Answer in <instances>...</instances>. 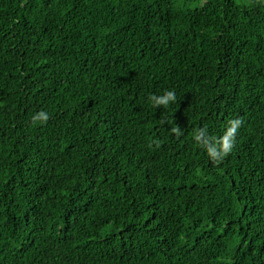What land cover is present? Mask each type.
Segmentation results:
<instances>
[{"label": "trees", "instance_id": "1", "mask_svg": "<svg viewBox=\"0 0 264 264\" xmlns=\"http://www.w3.org/2000/svg\"><path fill=\"white\" fill-rule=\"evenodd\" d=\"M0 264H264V0H0Z\"/></svg>", "mask_w": 264, "mask_h": 264}, {"label": "clouds", "instance_id": "2", "mask_svg": "<svg viewBox=\"0 0 264 264\" xmlns=\"http://www.w3.org/2000/svg\"><path fill=\"white\" fill-rule=\"evenodd\" d=\"M149 100L154 107L162 106L163 108H167L170 103L177 102L176 94L172 90H167L164 92V94L159 96L153 94L149 97ZM49 118V113L41 110L32 117V121L33 123H47ZM166 122H168L166 118L161 119L160 121L161 124H164ZM241 125V118L229 120L226 130L220 137L209 135L207 126H204L202 128H199L195 132L193 138L199 146L203 147L206 150L212 162L219 163L233 150L235 146L236 134ZM170 131L176 136L182 135L181 128L177 124L173 126ZM153 143H155L156 146L159 147V141H153Z\"/></svg>", "mask_w": 264, "mask_h": 264}, {"label": "rangeland", "instance_id": "3", "mask_svg": "<svg viewBox=\"0 0 264 264\" xmlns=\"http://www.w3.org/2000/svg\"><path fill=\"white\" fill-rule=\"evenodd\" d=\"M86 65V61L85 60H81L79 62V66L81 69H83ZM10 77H6L5 78V82H10ZM243 208H245L244 210H250V211H254L256 210L257 208V205L254 204V199L251 197L250 199H246L244 202H243Z\"/></svg>", "mask_w": 264, "mask_h": 264}]
</instances>
